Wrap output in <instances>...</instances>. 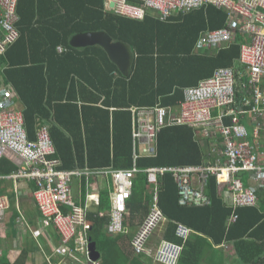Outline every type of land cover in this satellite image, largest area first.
<instances>
[{
	"label": "trees",
	"instance_id": "1",
	"mask_svg": "<svg viewBox=\"0 0 264 264\" xmlns=\"http://www.w3.org/2000/svg\"><path fill=\"white\" fill-rule=\"evenodd\" d=\"M103 6L99 0H18L20 37L0 58L3 67L0 75L4 83L13 87L24 107L29 140L35 139L38 130L35 118L48 120L52 101H60L54 112L60 129L52 126L49 136L63 162L61 169H72L76 159L79 167L88 171L84 177L92 176V170L110 166L114 170L131 168L128 108L176 106L182 100V90L189 87L186 85L196 86L200 79L210 77L215 69L231 67L239 56V47L234 45L218 52L214 59L173 58L176 47L192 46L197 22L188 30L178 29L151 15L142 21H134L104 14ZM58 13L60 17L56 18ZM173 19L170 17L167 24ZM97 31L110 32L115 41H121L136 51L146 48L148 52L144 54L148 56L156 52L160 72L156 74L153 65L147 68V62L137 61L131 75L123 77L98 47L78 51L70 46L72 36ZM58 48H62L63 53ZM100 101L105 109L97 106ZM109 108L115 110L110 112ZM69 136L74 139L73 144L69 142ZM157 145L156 158L137 161L142 172L133 180L132 194L126 203L128 213L124 228L127 234L123 239L130 241L147 217L152 191L157 186L158 205L167 222L155 232L153 240L179 243L175 236L176 223H182L194 232L184 245L180 258L182 264L201 263L203 250L212 251L224 242L234 243L241 264H264V199L260 201L261 211L254 207L237 209V221L229 228L226 223L233 210L219 198L214 178H210L207 188L211 206H179L177 186L171 174L157 175L152 181L144 170L201 166L202 153L192 131L183 126L163 129ZM16 169L7 159L0 162V175ZM82 185L85 188L86 178L82 179ZM109 206V196L101 194L99 206L94 212H87L86 217L91 228L89 237L100 254L99 262L126 264L128 259L135 261L131 255L121 253L123 249L129 253L125 244H118L122 235L114 238L105 233L109 216L100 213L103 210L108 212ZM92 232L94 236H91ZM158 233L160 236L156 239ZM113 250L117 253L114 254Z\"/></svg>",
	"mask_w": 264,
	"mask_h": 264
},
{
	"label": "built area",
	"instance_id": "2",
	"mask_svg": "<svg viewBox=\"0 0 264 264\" xmlns=\"http://www.w3.org/2000/svg\"><path fill=\"white\" fill-rule=\"evenodd\" d=\"M17 1L0 0V57L19 38ZM105 3L123 17L142 20L151 15L163 22L178 13L213 6L227 13L226 24L221 29L201 34L198 48L222 49L233 44L237 37L249 38V43L240 44L241 74L236 66L215 69L196 86L183 89V100L176 113L159 105L130 109L132 167L90 172L111 181L107 212L109 236L126 233L123 225L128 213L126 202L131 196L134 177L140 172L137 161L157 156L158 135L170 126L189 127L196 136L208 139L218 136L220 149H211L214 160L207 165L148 168L145 173L152 181L157 175L172 174L178 187V204L182 207L210 206L212 201L206 189L210 178H214L218 196L233 210L227 224L235 223L238 218L235 211L254 207L259 192L264 191V145L260 150V135L264 129V0H105ZM58 51L61 52V48ZM240 78L244 82L240 92L244 95L237 103ZM16 98L13 87L0 78V162L9 157L18 165L15 171L0 175V181L34 183L32 199L41 224L44 228L55 229L60 238L55 254L62 260L51 263L48 258V264H65L64 260H69L66 264H98L91 261L88 251L87 233L91 229L86 219L88 209L76 206L71 196L73 178L88 174V171H68L59 167L61 163L54 158L55 149L47 127L38 128L34 141L28 139L22 111L13 108ZM245 119L251 121L244 122ZM242 176L247 178L242 179ZM152 193L149 213L134 234L131 248L135 255L151 256L157 264H178L183 245L192 231L177 223L175 235L181 243L163 240L150 247L154 231L166 222L158 205L157 186ZM94 203L98 206L99 199ZM8 204V198L0 196V221Z\"/></svg>",
	"mask_w": 264,
	"mask_h": 264
},
{
	"label": "crops",
	"instance_id": "3",
	"mask_svg": "<svg viewBox=\"0 0 264 264\" xmlns=\"http://www.w3.org/2000/svg\"><path fill=\"white\" fill-rule=\"evenodd\" d=\"M99 2H101L104 5L103 6L104 14H112L111 16L115 15L113 14V11H111L108 8V6L105 3V0H99ZM17 6H18V1H17ZM59 17H60V13L56 15V18H59ZM120 17L124 19H128V20H134V21L143 20V19L136 20V19H131V18L123 17V16H120ZM226 20H227V14L223 10L215 8L213 6H208L206 8L197 9L192 12L178 14L176 17H174V19L170 23L167 24V22H165L166 25H172L171 27L173 28L178 27V29L180 28L184 30L193 28L196 22L198 23L196 37L194 39L192 46H181L180 48L176 47V49L173 51L175 53L173 58L178 57V58L186 59V58L194 57L195 59L196 58L214 59L217 56L218 52L229 49L234 45H237V47H240L241 43L247 42L246 37H237L234 43L231 44L227 48H222V49L213 48L210 51H207L206 49L198 48L197 40L199 38L200 33L206 30H217L225 25ZM160 22L163 23V21H160ZM18 23L16 24L17 30H18V27H17ZM200 27H202V29L204 30H201ZM98 32L106 33L112 39L113 42H121V41H115L110 35V32H105V31L85 32V33H79L76 35L81 36L87 33H98ZM19 37H20V32H19ZM91 47H98L99 49H101L106 55L107 59L110 61V63L116 68L117 72L120 73V75L123 77H129L131 75V70L134 65V62L136 64L137 61H141L142 63L147 62V65H146L147 68L153 65V68H154L153 72H155L156 74H158L157 72H160V70H158V67H157V63H158L157 53L154 52L153 55L148 56L147 54H144L148 52L146 48H144L141 51H138V50L136 51L128 46L129 50L131 51L132 57H131V66H130L129 73L128 75L125 76L111 62L107 52L105 51L103 47L87 46V47H79V48H74V49L78 51H83L84 49L91 48ZM238 55H239V51H238ZM3 56H1L0 58H2ZM99 57L101 60H103L102 56H99ZM237 57L235 58L233 64H235ZM164 63H167V62H164ZM2 70H3V67L0 65V71ZM113 75L118 76L116 72H113ZM0 78L2 79L3 77L0 75ZM238 82H239V88L237 89V96H236L237 103L244 95V93L240 92L241 87L243 86L244 82L243 80H238ZM186 86L190 87V85H186ZM182 94H183V90H182ZM182 100H183V95H182ZM181 101H179L176 104V106H173V107L167 106L166 108H168L171 112L176 113L177 111H179V105ZM13 105H14L13 108L15 107L22 111L24 127H26L24 111H23L24 107L21 101L16 98L14 99ZM51 106L52 107L50 109V115H49L50 118H48V120H46L43 117L35 118V122L37 126L36 129L42 125L47 127V130L49 133H50V128L52 126L60 129V126L56 124V121L54 119V115H55L54 112H55L56 107L60 106V101L53 100ZM97 106L99 108L105 109L101 101L99 102ZM130 108H135V106H132ZM130 108H128L127 111L130 112L129 110ZM114 110L115 109L113 108H109L110 112H113ZM246 121L250 122L251 120L245 119L244 122ZM130 127L132 128L131 114H130ZM170 127H175V126H170ZM170 127H166V128H170ZM186 128L192 131L195 142L198 144L199 150L202 153V161H201L202 165H207V163L213 162L214 155L211 153V149H216V151L220 149L219 137L217 136V137H213L212 139H208V138H204L201 136H196L195 132L191 128L189 127H186ZM251 129H252V126L249 127V130ZM25 130L27 129L25 128ZM69 138H70L69 142L73 144L75 142L74 139L71 136H69ZM35 139H36V134H35ZM260 141H261L260 150H263L264 129L261 132ZM56 151L57 150L55 148V152ZM132 152H133V148L131 145L130 158L133 161ZM55 155L57 156L59 161H61L59 155L57 153H55ZM112 156L113 154L111 152L110 159H112ZM7 161L10 162L11 159L7 157ZM12 163L15 166H18L16 162H12ZM61 163H62L61 166H59L60 168L63 167V162ZM130 167H132V164L130 165ZM183 167H192V166L187 165ZM101 169H112V167L110 166V167L101 168ZM127 169H130V168L128 167L126 169H119V170H127ZM71 170H83L82 168L79 167V163L76 159H74V167L72 169H68V171H71ZM141 172L142 171L140 170V172H138L137 174ZM84 178H86L85 188L82 185V179ZM135 178L136 176L134 177V180ZM172 178L174 180V183L176 184L173 176ZM246 178L247 176H242V179H246ZM77 180H79V185L77 186V197L75 200H73L72 198L73 202L75 203L76 206L78 205V207L79 206L83 208L87 207L88 212H94L96 208L94 204L92 203V201L93 199H97V198L100 199L101 194L103 195L105 193H106V197L108 198L110 190H111L110 179L108 177L106 178L102 176L92 175L90 177L80 176V177H77ZM89 186L90 188L88 189ZM34 187H35L34 183L29 182L27 180L25 181L20 180L16 184H14L11 181H0V196H6L9 200L8 208L4 213L3 220L0 221V264H47L45 261L46 258H50L51 261L58 259V257H56L54 254V249L59 246L60 240L54 229L43 228L41 225L39 213L37 209L35 208V205L32 199V191L34 190ZM216 190L218 193L219 191L218 188H216ZM206 194H207V189H206ZM220 195H221V192H220ZM261 199H264V191L259 192L257 203L254 206V208H256L259 211H261L260 209ZM203 251H204L203 252L204 254H202L201 263L199 264H241L235 252L234 243L232 242H224L219 246H215L212 251H208V250H203ZM130 253L132 257L135 259V261L128 259L126 264H155L151 260V258H149L148 256H137L136 257L132 254V251H130ZM80 261H82V259ZM178 264H182L181 260H179Z\"/></svg>",
	"mask_w": 264,
	"mask_h": 264
},
{
	"label": "water",
	"instance_id": "4",
	"mask_svg": "<svg viewBox=\"0 0 264 264\" xmlns=\"http://www.w3.org/2000/svg\"><path fill=\"white\" fill-rule=\"evenodd\" d=\"M70 46L73 48L87 46H101L107 52L111 62L118 68L123 75H128L131 66V51L128 46L122 42H113L112 39L103 32L87 33L76 35L71 38ZM90 258L92 261L99 259V253L96 251L95 244H89Z\"/></svg>",
	"mask_w": 264,
	"mask_h": 264
},
{
	"label": "clouds",
	"instance_id": "5",
	"mask_svg": "<svg viewBox=\"0 0 264 264\" xmlns=\"http://www.w3.org/2000/svg\"><path fill=\"white\" fill-rule=\"evenodd\" d=\"M208 7V6H207ZM202 8H206V7H202ZM216 8V7H215ZM199 9H201V8H199ZM197 10V9H196ZM193 11H195V10H193ZM190 12H192V11H190ZM225 12V11H224ZM226 13V12H225ZM113 14H115L114 12H113ZM178 14H183V13H178ZM178 14H176V15H174V16H171V18L172 17H175V16H177ZM227 14V13H226ZM115 15H117V14H115ZM117 16H120V15H117ZM166 22V21H165ZM225 24H226V22H225ZM225 26V25H224ZM223 26V27H224ZM222 28V27H221ZM221 28H219V29H221ZM218 30V29H217ZM206 31H214V30H206ZM206 31H203V32H201L200 33V35L201 34H203L204 32H206ZM199 35V36H200ZM198 41V40H197ZM234 43V42H233ZM231 45V44H230ZM229 45V46H230ZM228 46V47H229ZM225 48H227V47H225ZM61 52L60 53H63V49L61 48ZM239 52H240V47H239ZM238 58H239V56H238ZM238 58H237V60H236V62H235V64H233L231 67H234V66H236V70H237V72L239 73V74H241V71H242V69H241V67H240V65H239V63H238ZM228 68V67H227ZM239 74H238V76H239ZM239 80H243V78H240ZM130 109H132V108H130ZM129 109V110H130ZM130 114H131V112H130ZM131 120H132V117H131ZM40 127H45V126H40ZM29 139V138H28ZM32 141H34V140H32ZM54 145V144H53ZM54 149H55V147H54ZM56 153V152H55ZM55 156V155H54ZM56 159H58V158H56ZM59 160V159H58ZM60 163H61V161H60ZM97 170V169H96ZM93 171V170H92ZM83 176V175H82ZM76 178V177H75ZM131 194H132V189H131ZM177 195H178V187H177ZM178 198H179V196H178ZM219 198L221 199V197L219 196ZM129 200V199H128ZM127 200V201H128ZM222 200V199H221ZM94 201H95V199H93V201H92V203L94 204V206H95V208L96 207H98V206H96L95 205V203H94ZM99 202H100V199H99ZM222 202H223V200H222ZM127 203V202H126ZM223 204L225 205V206H227L224 202H223ZM179 205V204H178ZM180 206V205H179ZM211 206V205H210ZM182 207V206H181ZM209 207V206H208ZM229 207V206H228ZM184 208H198V207H184ZM203 208H205V207H203ZM66 210V209H65ZM127 210V209H126ZM64 212H66V211H64ZM104 214H106L107 215V211L106 212H104ZM127 216V215H126ZM126 216L124 217V222L123 223H125V218H126ZM230 217V216H229ZM40 221H41V219H40ZM227 221H228V219H227ZM166 222H167V218H166ZM165 222V223H166ZM109 224V223H108ZM108 224L105 226V233H106V235L108 236V237H110L109 236V234H108V230H107V226H108ZM142 224V223H141ZM177 224V223H176ZM182 224V223H181ZM227 224V223H226ZM234 224V223H233ZM42 225V224H41ZM124 225V224H123ZM184 225V224H183ZM232 224H230V225H228L227 224V227L229 228L230 226H231ZM140 226V225H139ZM186 226V225H185ZM43 227V226H42ZM161 227V226H160ZM160 227H158L155 231H154V233H153V235L155 234V232L160 228ZM44 228V227H43ZM189 228V227H188ZM51 229H53V228H51ZM175 229H176V226H175ZM190 229V228H189ZM55 230V229H54ZM191 230V229H190ZM192 231V230H191ZM55 232H56V230H55ZM57 233V232H56ZM135 233H136V231H135ZM122 234H127V230H126V233H122ZM122 234H119V235H122ZM192 234H194V232L192 231V233H191V235ZM58 235V234H57ZM87 235H88V247H89V244H90V242H93L92 241V239L89 237V231H88V233H87ZM153 235H152V237H151V239H150V245H151V242H152V240H153ZM190 235V236H191ZM118 236V235H117ZM176 236V235H175ZM189 236V237H190ZM58 237H59V235H58ZM59 240H60V238H59ZM164 239H162V240H160L159 242H161V241H163ZM164 241H168V240H164ZM159 242H156V244H154L153 246H155V245H157ZM169 242H173V241H169ZM94 243V242H93ZM174 243H176V242H174ZM179 243H181V241L179 240ZM186 243V242H185ZM185 243H184V245H185ZM95 244V243H94ZM59 245H60V243H59ZM184 245H183V248H184ZM96 246V245H95ZM130 246H131V242H130ZM59 247V246H58ZM56 249V248H55ZM55 249H54V254H55ZM88 251H89V248H88ZM131 251H132V254L134 255V256H147V255H135L134 254V252H133V250H132V248H131ZM183 251V250H182ZM182 254V253H181ZM55 256L56 257H58V259L57 260H54V261H51L50 260V262L51 263H57L59 260L61 261L62 259H61V257H59V256H57V254H55ZM149 258H151V260L153 261V258L151 257V256H148ZM180 258H181V256H180ZM46 259H48V258H46ZM46 259H45V261H46ZM50 259V258H49ZM180 260V259H179ZM92 261V260H91ZM92 262H94V263H98V264H100V262H99V259L97 260V261H92ZM154 262V261H153ZM47 263V262H46ZM155 263V262H154ZM179 263V262H178ZM48 264V263H47ZM155 264H157V263H155Z\"/></svg>",
	"mask_w": 264,
	"mask_h": 264
},
{
	"label": "rangeland",
	"instance_id": "6",
	"mask_svg": "<svg viewBox=\"0 0 264 264\" xmlns=\"http://www.w3.org/2000/svg\"><path fill=\"white\" fill-rule=\"evenodd\" d=\"M247 43H249V38H248V40H247ZM0 74H1V71H0ZM79 185V180H77V178H73V180H72V183H71V196H72V198H73V200H75L76 199V197H77V186ZM91 186V185H90ZM90 186L88 187V189L90 188ZM97 187V186H96ZM78 206V205H77ZM80 207V206H79ZM81 208H83V207H81ZM102 212H106L105 210H103ZM138 229V228H137ZM137 231V230H136ZM135 234V233H134ZM134 234L131 236V238H130V241H126V239H123V238H125L126 237V234H122V240H121V242L119 241L118 242V244H125V247H126V249L127 250H129V253H130V251H131V246H130V242H131V240H132V238H133V236H134ZM91 236H94V233L92 232V234H91ZM157 236H160L159 235V233L158 234H156L155 235V238L157 239ZM115 237H117V236H114V238ZM154 244H156V240L154 239V240H152V242H151V246L150 247H153V245ZM128 246H130L129 247V249H128ZM122 247V246H121ZM114 250H116V249H114ZM113 250V252H114V254L115 253H117L116 251H114ZM124 253V255L125 256H128V255H131V253L129 254L126 250H124L123 249V251H121V253ZM132 256V255H131ZM102 258H103V256H102ZM130 258H132V257H130ZM115 259H117V257L115 258ZM99 260H100V254H99ZM64 262H65V264L67 263V262H69V260L67 261V260H64ZM63 262V263H64Z\"/></svg>",
	"mask_w": 264,
	"mask_h": 264
},
{
	"label": "bare ground",
	"instance_id": "7",
	"mask_svg": "<svg viewBox=\"0 0 264 264\" xmlns=\"http://www.w3.org/2000/svg\"><path fill=\"white\" fill-rule=\"evenodd\" d=\"M37 3V2H36ZM181 93V92H180ZM194 141V140H193Z\"/></svg>",
	"mask_w": 264,
	"mask_h": 264
}]
</instances>
